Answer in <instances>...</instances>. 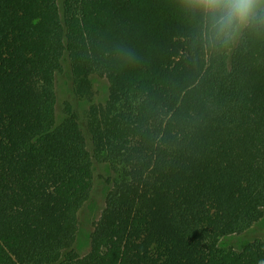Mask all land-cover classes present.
Masks as SVG:
<instances>
[{"label": "trees", "instance_id": "1", "mask_svg": "<svg viewBox=\"0 0 264 264\" xmlns=\"http://www.w3.org/2000/svg\"><path fill=\"white\" fill-rule=\"evenodd\" d=\"M202 25L186 0H0V264H264V30L211 50Z\"/></svg>", "mask_w": 264, "mask_h": 264}, {"label": "clouds", "instance_id": "2", "mask_svg": "<svg viewBox=\"0 0 264 264\" xmlns=\"http://www.w3.org/2000/svg\"><path fill=\"white\" fill-rule=\"evenodd\" d=\"M186 8L200 16L211 50L228 48L245 30H264V0H186Z\"/></svg>", "mask_w": 264, "mask_h": 264}, {"label": "rangeland", "instance_id": "3", "mask_svg": "<svg viewBox=\"0 0 264 264\" xmlns=\"http://www.w3.org/2000/svg\"><path fill=\"white\" fill-rule=\"evenodd\" d=\"M65 78L61 80L60 89H61V96H62V102L65 100V82H67ZM64 82V83H63ZM108 98V81L105 77H98L94 78V84H93V94L91 97L85 100H81L80 102V108H89L92 104L95 103H105V101ZM101 174V175H100ZM100 178H97L96 180V186L93 190L91 198L88 200L87 204L85 205L84 209L80 212V220L82 222V225L84 227V230H91V226L93 224V221L100 215L101 210L103 209L105 205V199L106 194L108 191V188L110 187L108 178L112 176V171L109 167H101L99 168V173L97 174ZM262 225H264V216L263 218L255 224V227H253L252 230H259ZM93 227V226H92ZM254 238H245L235 244L234 247H239L247 243L248 241L252 240Z\"/></svg>", "mask_w": 264, "mask_h": 264}]
</instances>
